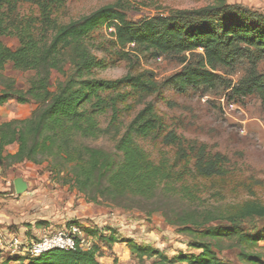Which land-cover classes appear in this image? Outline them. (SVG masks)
Masks as SVG:
<instances>
[{"label": "trees", "instance_id": "obj_1", "mask_svg": "<svg viewBox=\"0 0 264 264\" xmlns=\"http://www.w3.org/2000/svg\"><path fill=\"white\" fill-rule=\"evenodd\" d=\"M31 2L37 15H21L22 5ZM61 7L62 0H0V37L17 41L14 49L0 42V107L11 100L36 106L29 118L0 124V168L7 170L24 162L45 164L59 185L83 195L86 202L137 210L146 218L160 213L166 225L190 239L189 248L199 251L170 259L133 240H119L110 229L109 236L92 232L109 248L116 243L127 245L138 262L224 264L219 254L236 249L244 264H263L253 250L264 238V229L254 233V227L251 231L243 226L264 220V205L245 201L225 208L205 207L197 181L224 179L225 159L207 156L202 147L194 150L187 146L193 152V157L189 156L181 137L166 132L153 104L144 99L168 87L180 93L222 89L236 97L257 95L264 105V75L256 70L264 59V14L212 0L199 9L174 10L132 22L126 17L125 0H115L78 20L60 23L55 14ZM104 25L113 29L121 48L119 57L131 68L138 65L135 54L140 52L154 59L178 56L182 70L160 84L149 71L128 72L116 80L94 78L104 63L92 53L88 40ZM128 45L133 46L131 53L122 51ZM242 61L248 67L237 85L216 73L232 70ZM7 65L34 73L27 88L17 89L14 81L4 76ZM53 72L62 79L54 92ZM129 97L143 108L121 133L118 106ZM100 115L110 116L105 127L97 119ZM100 139L113 141V150L88 143ZM136 139L174 147L175 157L155 163ZM12 145L16 146L13 153L6 149ZM99 251L97 244L88 249L78 245L73 251L14 256L1 264H100ZM23 259L26 263L19 262Z\"/></svg>", "mask_w": 264, "mask_h": 264}, {"label": "rangeland", "instance_id": "obj_2", "mask_svg": "<svg viewBox=\"0 0 264 264\" xmlns=\"http://www.w3.org/2000/svg\"><path fill=\"white\" fill-rule=\"evenodd\" d=\"M63 7L56 12L60 23H68L87 16L115 0H62ZM228 4H238L252 11L264 14V0H225ZM127 20L139 22L158 14H167L174 10L199 9L212 3V0H125ZM24 16H36L37 7L34 3H25L20 8ZM0 42L14 49L16 39L0 37ZM88 45L97 59L103 61L104 67L94 72V78L116 80L128 72L136 74L149 71L157 83H162L168 77L179 73L183 66L178 56H162L154 59L147 54L136 53L138 65L131 68L119 57L121 48L113 36V29L107 25L97 28L90 34ZM132 45L124 50L131 53ZM200 53V52H198ZM190 59V56L187 55ZM198 59V58H197ZM248 67L242 61L232 70L216 71L221 78L237 85ZM256 70L264 75V59L257 63ZM4 76L12 79L17 89L27 88L34 77L33 72H19L11 65L5 67ZM61 77L51 74V91ZM230 90L216 91L188 90L180 93L171 88H163L159 95H151L144 99L152 103L157 115L164 122L166 132H173L184 141V147L189 156L187 146L194 150L203 148L207 156L220 155L225 159L227 175L224 179L198 180V196L204 201L205 207H228L245 201H255L264 205V105L257 95L236 97ZM36 106L34 104L20 105L11 100L0 107V124L13 119L29 118ZM143 108L131 97L118 106V123L121 133ZM109 115L97 117L101 127L109 121ZM137 144L155 163L166 157L172 161L176 149L165 146L160 141L136 139ZM106 150H113L114 142L100 139L88 142ZM14 152L16 146L6 148ZM193 162H191L192 167ZM21 178L29 183L28 190L22 195H16L13 181ZM192 182V181H190ZM82 223L85 230L98 231V235H110L108 229L114 232L119 240H133L138 245L149 246L166 257L172 259L178 254H194L189 248L190 239L178 234L176 230L165 224L160 213L146 218L137 210H122L107 204L95 205L86 202L83 195L67 186H61L52 178L46 165H34L24 162L10 169L0 168V235H17L20 238L37 240L54 231L67 226L68 222ZM254 233H262L264 220L245 224L243 228ZM97 233V232H96ZM90 240V247L98 244L103 259L108 264H156L155 259L138 262L128 250L127 245L116 243L114 249L109 248L97 239ZM263 235V234H260ZM88 236V235H87ZM1 237V236H0ZM2 244V240H0ZM6 243V242H5ZM0 246V264L10 258L8 243ZM261 256L264 264V238L253 250ZM224 264H244L238 257V250L225 249L219 254ZM19 260L20 263H23ZM18 263V261H13ZM26 263V261L24 262ZM180 264V263H176Z\"/></svg>", "mask_w": 264, "mask_h": 264}, {"label": "built area", "instance_id": "obj_3", "mask_svg": "<svg viewBox=\"0 0 264 264\" xmlns=\"http://www.w3.org/2000/svg\"><path fill=\"white\" fill-rule=\"evenodd\" d=\"M8 249L13 256L38 257L52 250L73 251L79 245L82 249H88L87 238L82 223H70L60 230L49 235L42 236L37 240L20 238L10 235Z\"/></svg>", "mask_w": 264, "mask_h": 264}, {"label": "crops", "instance_id": "obj_4", "mask_svg": "<svg viewBox=\"0 0 264 264\" xmlns=\"http://www.w3.org/2000/svg\"><path fill=\"white\" fill-rule=\"evenodd\" d=\"M11 235V234H10ZM10 235H0L1 237H0V240H2V244L0 243V246L1 247H3L4 246V243L6 242H8V239H9V236ZM88 235V236H87ZM85 236H86V238H88V239H90V240H92L93 239V236H95L94 235V233H92V232H90V231H88V230H85ZM98 240V239H97ZM99 241V240H98ZM100 242V241H99ZM6 243H5V245H6ZM96 244V243H95ZM101 244H103V243H101ZM98 245V244H97ZM104 245V244H103ZM116 244H113L112 246H111V249L113 248L114 249V247L113 246H115ZM99 246V245H98ZM106 246V245H105ZM100 248V247H99ZM99 253H100V257L98 258V262L100 263V264H108V261H107V259L106 260H104L103 259V256H104V254L102 253V251H101V249H100V251H99ZM103 255V256H102ZM9 264H17V263H13V262H10Z\"/></svg>", "mask_w": 264, "mask_h": 264}, {"label": "water", "instance_id": "obj_5", "mask_svg": "<svg viewBox=\"0 0 264 264\" xmlns=\"http://www.w3.org/2000/svg\"><path fill=\"white\" fill-rule=\"evenodd\" d=\"M14 191L16 195H22L29 188V183L21 178H16L13 181Z\"/></svg>", "mask_w": 264, "mask_h": 264}]
</instances>
